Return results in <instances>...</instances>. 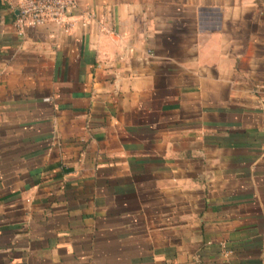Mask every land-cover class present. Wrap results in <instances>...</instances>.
I'll return each mask as SVG.
<instances>
[{
    "label": "crops",
    "instance_id": "crops-1",
    "mask_svg": "<svg viewBox=\"0 0 264 264\" xmlns=\"http://www.w3.org/2000/svg\"><path fill=\"white\" fill-rule=\"evenodd\" d=\"M8 2L0 264H264V0Z\"/></svg>",
    "mask_w": 264,
    "mask_h": 264
},
{
    "label": "built area",
    "instance_id": "built-area-1",
    "mask_svg": "<svg viewBox=\"0 0 264 264\" xmlns=\"http://www.w3.org/2000/svg\"><path fill=\"white\" fill-rule=\"evenodd\" d=\"M15 10L14 27L19 34L25 28H36L52 24L66 34L73 29L71 15L77 7V0H9Z\"/></svg>",
    "mask_w": 264,
    "mask_h": 264
}]
</instances>
